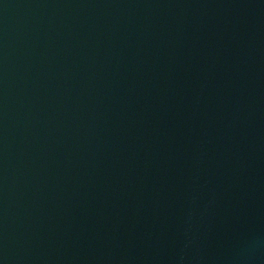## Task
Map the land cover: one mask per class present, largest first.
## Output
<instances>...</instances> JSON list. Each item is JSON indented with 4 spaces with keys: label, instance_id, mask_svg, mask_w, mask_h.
Segmentation results:
<instances>
[{
    "label": "water",
    "instance_id": "1",
    "mask_svg": "<svg viewBox=\"0 0 264 264\" xmlns=\"http://www.w3.org/2000/svg\"><path fill=\"white\" fill-rule=\"evenodd\" d=\"M0 264H264V0H0Z\"/></svg>",
    "mask_w": 264,
    "mask_h": 264
}]
</instances>
